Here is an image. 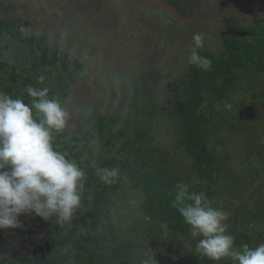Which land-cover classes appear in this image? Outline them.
Listing matches in <instances>:
<instances>
[{
    "label": "rangeland",
    "instance_id": "374dc122",
    "mask_svg": "<svg viewBox=\"0 0 264 264\" xmlns=\"http://www.w3.org/2000/svg\"><path fill=\"white\" fill-rule=\"evenodd\" d=\"M0 0V25L29 21L26 36L41 35L50 46L80 60L71 96L63 106L66 127L78 130L98 118L125 112L133 101L156 99L159 119L147 143L162 147L182 178L192 184L197 171L178 146L167 120L171 90L189 70L193 35L203 49L221 52L224 39L264 17V0ZM188 20V21H184ZM222 96L211 90L207 112L208 143L219 162V184L211 206L228 213L251 243L264 242V73L240 71ZM117 236L133 247L137 264H169L191 241L151 219L142 195L123 182L116 192ZM34 213L22 214L20 228L0 229V253L21 255L22 235L36 225ZM49 220L43 221L48 226ZM197 239V240H196ZM245 240L240 245L245 244ZM239 248V242L235 243ZM224 258L216 264H230Z\"/></svg>",
    "mask_w": 264,
    "mask_h": 264
},
{
    "label": "trees",
    "instance_id": "16d2710c",
    "mask_svg": "<svg viewBox=\"0 0 264 264\" xmlns=\"http://www.w3.org/2000/svg\"><path fill=\"white\" fill-rule=\"evenodd\" d=\"M29 27V21L17 26L0 25V93L30 104L32 98L26 88L47 87L48 98L58 99L64 106L83 64L50 46L41 35L26 36ZM199 55L209 59L211 65L204 70L191 64L173 86L167 120L174 127L178 146L192 158L197 171L195 181L188 184L189 191L205 193L211 205L220 173L205 126L207 94L211 90L222 96L236 84L240 71L256 69L264 73V17L226 36L221 52L203 49ZM33 115L40 118L35 109ZM158 116L159 104L152 98L133 101L125 112L98 118L91 126L53 130L54 149L85 174L81 203L68 222L56 223L53 216L44 226L45 220L38 216L36 225L22 235L21 255L0 253V264H137L131 242L116 233V192L125 181L142 195L141 208L147 216L173 229L177 237L193 240L190 226L175 206L176 185L182 178L165 149L147 143ZM104 170H115L116 175L101 179ZM227 230L242 249L240 244L245 239L239 225L233 223ZM196 243L191 241V246L169 264L218 262L196 252ZM261 243L245 240L252 248Z\"/></svg>",
    "mask_w": 264,
    "mask_h": 264
},
{
    "label": "clouds",
    "instance_id": "9594fccd",
    "mask_svg": "<svg viewBox=\"0 0 264 264\" xmlns=\"http://www.w3.org/2000/svg\"><path fill=\"white\" fill-rule=\"evenodd\" d=\"M192 40L189 63L207 70L211 61L197 51L201 35L194 34ZM26 93L32 98L30 104L0 93V229L22 227V214L68 222L81 203L85 174L53 147L52 132L65 128L69 114L58 99L48 98L47 87L29 85ZM104 171L101 179L116 175L115 170ZM176 189L178 212L190 226L191 236L201 237L196 252L213 261L230 258L235 264H264V243L237 248L225 223L228 213L211 206L205 193L190 192L187 184L178 183Z\"/></svg>",
    "mask_w": 264,
    "mask_h": 264
},
{
    "label": "water",
    "instance_id": "95a60500",
    "mask_svg": "<svg viewBox=\"0 0 264 264\" xmlns=\"http://www.w3.org/2000/svg\"><path fill=\"white\" fill-rule=\"evenodd\" d=\"M151 1H153V2H155V3L157 2V3H159L163 8L173 10V12H174V8H173V7L162 5V4L160 3V0H151ZM174 14L176 15L175 12H174ZM176 16H177V15H176ZM177 18L179 19V16H177ZM183 20H184V21H188V20H185V19H183Z\"/></svg>",
    "mask_w": 264,
    "mask_h": 264
}]
</instances>
